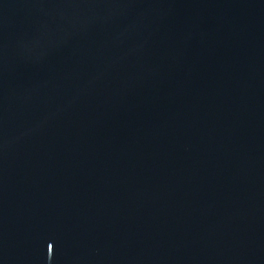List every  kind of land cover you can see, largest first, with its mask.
I'll list each match as a JSON object with an SVG mask.
<instances>
[{"label": "water", "instance_id": "water-1", "mask_svg": "<svg viewBox=\"0 0 264 264\" xmlns=\"http://www.w3.org/2000/svg\"><path fill=\"white\" fill-rule=\"evenodd\" d=\"M0 264H264V0H0Z\"/></svg>", "mask_w": 264, "mask_h": 264}]
</instances>
